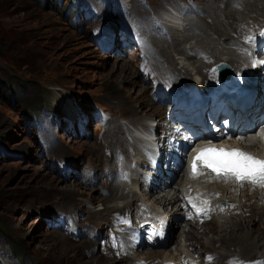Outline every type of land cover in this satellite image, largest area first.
<instances>
[{"label":"rangeland","instance_id":"rangeland-1","mask_svg":"<svg viewBox=\"0 0 264 264\" xmlns=\"http://www.w3.org/2000/svg\"><path fill=\"white\" fill-rule=\"evenodd\" d=\"M132 1L137 4H133L135 12L131 16L133 19L139 18L140 20L144 15L160 13L165 6V1L170 0ZM226 1L207 0L206 7L204 3L202 5L205 7L203 11L210 3L211 7L215 8L214 11L219 16V20H225L224 16H228L229 23L233 26L241 25L245 19L248 23L256 22L258 26L264 23V1L253 0L251 4H248L249 0H232L236 4L231 0L227 3ZM68 2L69 0H66L64 10ZM52 3L53 0H0V257L9 255V252L5 251H13L16 258L25 264H107L108 259L101 257V253L99 256V248L96 246V242L101 239L95 240V236L90 237V235L97 233L105 238L107 236L105 225L108 221L115 219L119 214L126 213L127 208L130 209V207L118 206L124 201L129 203L126 202L128 197L111 199L113 193L110 185H107L104 190L99 181L91 187L84 185L79 177L62 181V177L71 178L70 175L73 173L69 171L70 168L59 171L58 167L50 161L56 160L65 164L67 162L70 166L86 164L87 161V164H91L90 167L100 170L97 175L101 177L104 169L100 167V162H95L93 159L96 156H104L108 150L113 151V148L122 149L117 144H112L113 147H111L104 139L109 141L113 134L116 139L117 134L123 133L119 131L116 121L129 125V122L140 118L142 123L149 116L145 112H152L158 107L159 114H154V116L163 121L165 107L154 104L151 99L152 80H150L148 71L144 72L139 66L136 54L127 55L121 50L119 55H115L112 51L106 52L98 49L88 35L91 23L83 22L82 30L72 26L73 23L70 22L69 17L65 18L62 9ZM138 3L146 4L147 8ZM135 7L138 10L134 9ZM220 11L234 13L224 15ZM205 13L207 19L202 23L196 22L195 28L203 26L211 30L219 29L221 24H217L216 18ZM248 23L245 25L249 27ZM221 28L223 30V26ZM190 32L182 34L187 35ZM198 33L202 32L198 30ZM208 33L209 37L203 34L205 36L203 41L206 43L210 41L209 38L219 37V34L212 31L208 30ZM225 33L235 38L238 35V33H229V31ZM193 38L194 40L181 39L177 42L179 47L174 49L172 41L159 40L166 42L165 45L159 43V49L155 46L156 58H159L160 66L157 64L155 68L153 64H150L149 71H159L157 74L159 76L171 72V74H178L179 77L182 76V80L187 79V81L198 79L194 71L200 61L196 59L198 62L192 64L190 60L184 59L181 51L178 50V48L187 47L186 52H193L188 49L189 44H194L196 48H207L208 44L197 42L196 37ZM168 45L169 48H167ZM160 48L167 49V53L161 52ZM217 51L212 52L213 57ZM220 51L223 50L220 49ZM222 56L227 58L228 55L223 54ZM207 61L208 59L204 60V68L200 73L208 70ZM243 63L242 59H239L236 65ZM6 83L17 90V98L13 103L9 100L10 90L8 86H5ZM141 90H144V93L140 95ZM137 97L141 98L136 100ZM69 99L82 107H85L83 106L85 104L86 108L101 107L109 110L112 115L107 124L109 127L104 132V129L99 128L97 123L90 121L87 127V138L83 136L72 138L68 134L59 133L57 134L59 139L56 142L59 145H55L56 148L49 153L41 152V147L35 139L37 133L35 135L31 132L24 134V128L27 130V127L23 124L22 118L24 117L21 114L38 108L39 111L47 109L52 117L53 112H62V109L58 107L59 101L65 108L75 113L77 107L71 104ZM132 106L140 111L134 114L130 110ZM42 113L43 122L50 123L45 111ZM53 137L56 138L54 135ZM133 148L135 147L132 141L131 151ZM121 154L118 162L120 160L123 162L127 158L125 167L128 171L130 156L126 152ZM106 162L110 165L112 159L107 157ZM176 178L179 180V172ZM176 182L175 184H178L179 181ZM133 184L130 182L125 191L132 188L142 202L144 192H140ZM87 198L93 202L92 205L89 204L90 207L87 205ZM150 203H153L154 207L151 208L154 210L167 209L166 207L158 208L160 206L153 202L152 197L149 199V205ZM78 208L87 215L85 221L92 225L89 230V239L79 241L78 236L71 238L65 234L69 228L67 224L62 226V230L56 229V219L50 216V214L58 213L67 214L68 210H72L69 221L75 224L74 209ZM112 209L119 213H111ZM248 214L247 210L245 215L249 216ZM48 218L52 219L53 227L46 225L45 219ZM259 219L260 215H256L253 223L250 224V228L253 229L251 241H257L259 246L257 245V248L256 246L253 248L240 247V252H238L243 258H254L261 254L264 257V224ZM214 220L216 219L203 223L204 225L201 224V228H199L201 225H198V228L194 225L189 228L185 225L186 223L180 221L178 216L172 218L169 222L171 227L169 226L167 244L158 249L173 252L178 245L184 246L191 242L190 244L195 245L199 252L206 246L196 242H204L207 239L212 242L213 236L217 237L216 231L211 230L215 227ZM219 220L222 221L223 218ZM100 221L106 222L102 224ZM86 225V222L80 223L81 229ZM182 228L190 229L186 232L187 234L193 231L190 234L193 235L191 236L193 241L185 243L186 237ZM201 236H204V241H201ZM222 238L221 240L230 241V239H225L227 237ZM213 245L206 247L209 249L208 252L217 250L220 254H224L234 253L238 249L235 245H229L226 242L224 244L223 242L215 243V247ZM85 249L88 252L91 251L90 254ZM147 249L152 248H141V250ZM122 257H113L118 260V262L113 260L114 263L126 264V259H121ZM8 260L13 261L10 258L5 259L6 262ZM14 264L18 263L14 262Z\"/></svg>","mask_w":264,"mask_h":264},{"label":"bare ground","instance_id":"bare-ground-1","mask_svg":"<svg viewBox=\"0 0 264 264\" xmlns=\"http://www.w3.org/2000/svg\"><path fill=\"white\" fill-rule=\"evenodd\" d=\"M214 1H216V0H213V2ZM228 1H230V0H227L226 3ZM262 1H264V0H262ZM251 3H253V0L248 1V4H251ZM245 4H247V3H245ZM211 5L212 4L209 3L207 9L204 12L209 13L210 16H214L217 20V24H221V26H223V30H221L222 29L221 26L217 30L216 29L211 30L210 28L203 27V26H199L200 28L194 27L191 29V26L193 25V23L191 21H188V23H186V25H185L186 27L184 29L188 32H190V31L191 32L188 33L187 35L186 34L183 35L181 33V34H179L180 38L171 39L172 40V47L174 49L175 47L178 46L177 42H180L181 39H183V40H192L193 39L194 40L193 37H196L195 40L197 42L200 41V43H203V42H205V41H203V39H205L204 35L209 37L208 36L209 35L208 30L219 34V37H217L218 39L217 38L216 39L209 38L210 41L208 40L209 41L208 43L205 42L206 44H208L207 48L204 47L205 50L202 49V47L196 48L194 46V44H189L188 49L194 50L196 48L195 53L194 52H189V53L186 52L185 50L187 47H184L182 49L178 48V50L181 51L184 59H186L187 61L190 60L192 62V64L198 62V60H196L198 57L203 58V61L199 62L198 65L195 67L196 71H194V74L197 75V78H198V79H195L196 82H198V81L208 82V81H211L213 78L211 71L207 70L206 72L200 73V71L204 68L203 66H204V60L205 59H208V60L213 59V62L223 61L227 64H230L231 66L233 65V67H234V66H236V62L239 59H244L245 53H246V52H242V51L237 52V51H234L232 49L233 46H235V45H242L243 44L242 40L239 38V35H237L235 38V37H231L228 33H225L226 31L227 32L229 31V33L230 32L237 33L236 28L240 24L239 25L235 24V26H233L232 23H229L228 16H224V17H226L225 20H219V16H217L216 12L214 11L215 8L211 7ZM247 11H248V9H247ZM259 11L262 12V10H259ZM220 13L221 14L224 13V15H232L234 12L220 11ZM249 14H250V12H249ZM209 15H208V17H209ZM241 16H243V15H241ZM252 18H254V17H252ZM228 23H229V25H228ZM236 25H237V27H236ZM187 26H188V28H187ZM253 26L254 27L258 26V24L256 22H254ZM240 28H242V27H240ZM196 29H199L202 33L196 32ZM245 33H248V32L245 31ZM182 35H183V37H182ZM165 43L166 42H162L160 44L165 45ZM223 45L225 47H223ZM161 47H164V46L161 45ZM164 48L163 49L160 48L161 52L167 53V49L165 50ZM167 48H169V45ZM158 49H159V47H158ZM220 49H222L223 51H220ZM216 50H218V51H217L215 57H213L214 54L212 52H214ZM223 54H227L228 55L227 58H223V56H222ZM151 64H153V66L156 68L157 64H159V66H160V61L158 59H155V60H153V62ZM207 64H209L208 61H207ZM159 66H157V67H159ZM208 66L210 67V65H208ZM197 67H201V68H199L200 70ZM157 70H158V68H157ZM235 70L238 71L239 68H237V66H236ZM149 73L152 74L153 77H155V78L161 77V76L157 75L159 73V71L158 72L149 71ZM170 73L171 72H166V75H164L162 77H164L165 79H167L171 83ZM180 78L182 80V76H180ZM260 79L264 80V77L263 78L260 77ZM224 84H226V83H224ZM150 89H151V87H150ZM143 93H144V90L143 91L141 90L140 95ZM140 98L137 97L136 100L137 99L139 100ZM63 100H65V99H63ZM69 102L71 104L75 105L77 107V111H78L79 106L74 104L70 99H69ZM261 104L262 105L264 104V98L261 99ZM59 105L64 107L63 104H59ZM65 110H68V109L65 108ZM130 110L133 111L134 114H137L138 111H140V110H136V107L134 108L133 106L130 108ZM145 114H149V116L146 118L147 119L152 118L151 122L154 124V122L156 120H154L153 116H154V114H159V107L152 112H149V113L145 112ZM165 114L166 113L164 111V115ZM134 118H136V117L134 116ZM163 118H164V116H163ZM137 121H138V123H137ZM137 121L134 120L133 122H129V120H128L129 124L132 125L133 129L144 128L145 122L141 123L140 118H137ZM163 121H164V119H163ZM116 123H117V126L119 128V131L123 132L124 135L126 136V138L129 137V139L127 141H125V139L122 138V136H120L118 134L115 136L116 137V139H115L114 134H113L110 137L109 141L106 138H104L109 143L108 145L113 147L112 144L113 145L117 144L120 147H122V149L118 150V151H123V149H125L127 146H129V144H130L129 141L134 140L133 141L134 147L142 146L143 139L141 137H139L137 134H135L134 131L129 128L127 123H122L120 121L119 122L116 121ZM160 123H161V125L164 124V122H159V125H160ZM240 124H242V121L240 122ZM108 127L104 128V132H105V129ZM115 133H117V132H115ZM219 137H222V135L220 134ZM114 140H116V141H114ZM118 151H116V153ZM108 155H109V153L105 154L102 157L95 155L96 157H95V159H93L95 162H100V164H101L100 167L104 169L103 175H107V177H103V175L101 177L98 176L97 172L100 170L90 167L91 164L89 163V164L82 166L77 175H72L71 178H69V177H67V178L62 177L61 178L62 181H66V180H70L74 177H79L81 182L88 187L93 186L94 183L99 181L101 183V187L104 188V190L106 189L107 185L108 186L110 185L112 193H113L111 196V199H122V198L125 199L128 197V200L126 202H129V203H125V201H124L122 203L123 205L121 204L118 206H122L123 208L130 207V209L127 208L126 213H124L123 215L119 214L115 219H110V221H108L107 225H105V232L107 233V236L105 238H102L101 235L97 234V233H95V234L92 233L90 235V237L95 236V240L101 239L100 241L96 242V246H97V248H99V250H98L99 256L101 253V255H102L101 257H103L104 259H108L107 264H116L113 261V260H115V262H118V260L113 259V257H115V256H117V257L123 256L121 259H126V261H125V262H127L126 264H163L164 261H172V262L178 261L184 252H186V253L191 252V249H189V247H193L192 255L198 253V251L196 250V246L193 244H190L191 242H189V244H186V245L181 244L184 246L178 245L174 249L173 252L168 251V250H160L158 248H162L167 244V241L166 240L163 241L161 238L158 240H156L154 238L153 241L149 245H145L144 242H141L140 244H136V248H134V250H132V251H131L132 247H125V248L121 249L122 251H128L127 254L121 253L120 250L118 251L119 243L123 239L126 238L128 232L131 229L130 224L136 223V221H135L136 208H137L136 205L143 207L142 206V203H143L144 205H146L148 207H154L153 203H150V205H149L150 197L153 198L154 203H157L160 206L158 208H160V209L163 207L167 208V209H164L160 212H162L163 214H165V212L166 213L171 212L169 219H168V228H167L166 239L169 237V226H170L169 222L172 218L174 219L176 216H178L180 218V221H182L183 223H186L185 225L188 226L189 228L193 225L196 228H198L199 224L204 225L205 223L204 224L203 223H195L191 220L186 219L185 214H184L183 210L181 209V205L179 203V201H180L179 197L181 194L182 183H183V176L181 178H179V180H177V178H176L177 177V173H176L177 170L174 167L169 168L170 170L174 171V175L172 177H168L165 174H163L160 178H157L155 180L152 179L150 181V184L147 186V188H145L144 186H142V189L140 188V192H141V190L144 192L142 203H140L139 202L140 199L137 197L136 191L132 190V188H129L128 190L125 191V189L127 188V185L129 184L130 181L128 182L127 179L125 182H123V180L122 181L118 180V185L110 183L114 180L113 175L117 176L119 169H121L120 174L124 173L126 175V172L123 169V167H124L123 164L115 163L114 164L115 167L110 168L108 166V162H106V158L107 157L109 158ZM169 165L170 164H168V166ZM112 172H114V173L112 174ZM132 181H134L133 186H135L136 188H137V185L141 186L140 183H138L135 179ZM176 181H179L178 184H175V183H177ZM143 185H144V183H143ZM237 186H238V188H236L235 184H234V186H232L231 184H228V183L227 184L216 183L215 185H212V184L199 185V188H198L199 190H203V189L209 188V187H215L216 191L218 193H220L221 196L228 198L233 203L235 202L237 204V206L235 207V209H230V207L233 205L232 202H230L229 208L227 209V211L225 213H222L220 216H218L217 217L218 219L216 218V220H214L215 227H214V230L213 229H211V230L216 231L217 237L214 238V236H213L212 242L210 239H207L206 241H204V236H201V241H204V242H199L197 240L198 242H196V243H198L199 245L206 246V247H209L210 244L211 245L214 244L213 246L215 247V243H219V242L220 243L223 242V244L226 242V243H229V245H235L238 249H236L234 251V253H236V257L238 258V262H239V260L242 259V257L239 254V252H240L239 248L240 247L250 246L253 248L256 246V248H257L258 242L257 241H251L252 240L251 235L253 234V229L250 228V224L253 223L254 217L256 215H260L259 220H260V222H262L264 224V200H261V198L258 196L257 192H255V191L249 192L247 189H241L243 187L242 183H238ZM130 187H131V185H130ZM195 187H197V186H195ZM116 191H118V192H116ZM154 192H156V193L154 194ZM260 201L262 203L259 204ZM89 204L92 205L93 202L87 198V205L89 206ZM258 206H260V207L257 208ZM168 208H169V210H168ZM247 210L249 211V214H248L249 216L245 215ZM113 212L119 213L118 211H115L114 209H112L111 213H113ZM237 212H239V213H237ZM62 215H65V214H62ZM219 217H221V218H219ZM222 218H223V220L220 221L219 219H222ZM211 220L212 219H210L209 221H211ZM83 222H86L87 225L85 227H83V229H82L83 231L77 235L78 241L85 239V238L89 239V230L92 228V225L89 222H87L85 220ZM83 222H81V223H83ZM105 222L106 221L101 222V223L104 224ZM113 222H118V226H119L120 230L123 231L122 234H119V231L112 227ZM56 224H57V222H56ZM179 224H180V222H179ZM53 225L54 224L52 222H50L49 227H53ZM202 225L199 226V228H201ZM87 227H90V229H88ZM56 229H57V226H56ZM140 229H141V227H137V230H140ZM188 230H190V229L185 230L184 228H182V231L184 232V236L186 237L185 243H187V241H190L191 236H193V235H190L193 233L192 230L189 231L190 234L186 233ZM222 237H227L225 239H230V241L221 240V239H223ZM256 239H257V237H256ZM191 241H193V240H191ZM142 247L143 248L148 247V248H152V249L141 250ZM85 250L88 252L87 249H85ZM90 252L91 251H89L88 253L90 254ZM234 253H231V254H234ZM131 256L133 257L132 259H131ZM257 257H263V256L261 254V256H257ZM245 259H248V258H245ZM119 261H121V260H119ZM247 262H249V261H247ZM238 264H242L241 260Z\"/></svg>","mask_w":264,"mask_h":264},{"label":"water","instance_id":"water-1","mask_svg":"<svg viewBox=\"0 0 264 264\" xmlns=\"http://www.w3.org/2000/svg\"><path fill=\"white\" fill-rule=\"evenodd\" d=\"M262 30L264 31V28H262ZM215 69H217V72L220 74L219 76L223 79L226 78L231 72V67L222 63L218 64Z\"/></svg>","mask_w":264,"mask_h":264}]
</instances>
